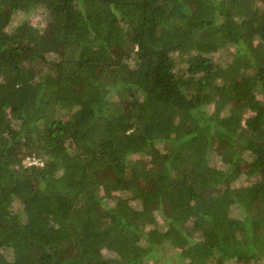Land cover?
<instances>
[{
  "label": "trees",
  "instance_id": "16d2710c",
  "mask_svg": "<svg viewBox=\"0 0 264 264\" xmlns=\"http://www.w3.org/2000/svg\"><path fill=\"white\" fill-rule=\"evenodd\" d=\"M263 260L264 0H0V264Z\"/></svg>",
  "mask_w": 264,
  "mask_h": 264
},
{
  "label": "rangeland",
  "instance_id": "374dc122",
  "mask_svg": "<svg viewBox=\"0 0 264 264\" xmlns=\"http://www.w3.org/2000/svg\"><path fill=\"white\" fill-rule=\"evenodd\" d=\"M30 20H32L33 22L35 23H40V25L42 27H46L47 25V21H48V18H47V14L46 12H43V11H36L35 14H33L32 16H30ZM14 22H12V24L15 23L16 19L13 20ZM11 24V25H12ZM238 264H244L243 261L239 262ZM262 264H264V260L262 261Z\"/></svg>",
  "mask_w": 264,
  "mask_h": 264
}]
</instances>
